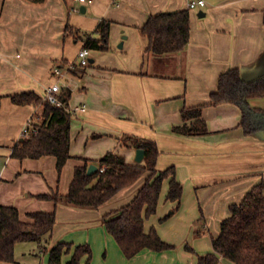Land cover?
Listing matches in <instances>:
<instances>
[{
  "label": "crops",
  "instance_id": "crops-1",
  "mask_svg": "<svg viewBox=\"0 0 264 264\" xmlns=\"http://www.w3.org/2000/svg\"><path fill=\"white\" fill-rule=\"evenodd\" d=\"M190 1L91 0L82 5L73 0L41 4L0 0V205L17 208L22 219L31 212L55 211L47 248L58 243L89 244L91 264H197L196 254L214 252L212 238L219 235L229 206L264 180V134L245 135L239 127L240 109L228 103L212 105L209 99L219 75L228 69H238L245 81L264 74V0H203L204 7L189 9ZM183 9L190 14L185 49L162 56L148 53V39L140 29L149 16ZM200 12L205 15L198 16ZM101 20L111 23L109 50H89L92 63L83 72L72 71L84 48L80 36L93 33ZM57 66L62 69L60 78L52 75ZM55 83L71 90L69 109L86 106L84 112L72 113L70 158L60 175L55 157H11L23 128L40 112V106L13 104L11 96L31 92L43 98ZM249 103L264 109V97ZM197 106H202L208 134H174L172 128L183 123L181 111ZM125 137L154 141L159 150L157 170L174 167L183 187L173 213L176 203L166 201L165 181L157 211L144 223L145 232L155 228L175 248L144 251L129 260L101 219L127 204L143 179L110 201L119 197L120 202L99 209L55 206L37 198L66 194L81 159L96 162L112 151L127 164H136V148ZM42 254L30 250L24 255L38 258L32 264H48V254ZM69 258L70 254L63 255L62 264ZM1 264L30 263L20 262L15 248L14 263ZM79 264H85V258ZM218 264L232 263L219 256Z\"/></svg>",
  "mask_w": 264,
  "mask_h": 264
},
{
  "label": "trees",
  "instance_id": "trees-1",
  "mask_svg": "<svg viewBox=\"0 0 264 264\" xmlns=\"http://www.w3.org/2000/svg\"><path fill=\"white\" fill-rule=\"evenodd\" d=\"M41 4L45 0H25ZM66 1V0H65ZM110 22L101 20L91 34H82L83 47L88 50L106 52L109 50ZM67 31L72 27L66 26ZM140 32L148 39L147 52L155 56L182 52L189 42V10L161 12L151 15ZM84 68L73 66L72 71L83 72ZM264 97V74L256 79L245 81L238 69H228L218 77L217 90L210 94V104H233L241 111L239 127L249 136L258 132L264 134V109L254 108L250 100ZM71 90L62 88L59 94L60 106L44 101L35 93H20L11 96L15 105L40 106V112L31 120L38 127V134L23 137L12 147L11 157L39 159L52 156L56 159V170L60 175L70 158L69 111ZM183 123L172 128L178 136L201 137L208 134L202 118V106L184 108L181 111ZM132 140V147L144 150L141 164H127L123 156L107 152L98 161L81 159L74 167L68 191L38 195L41 200H50L54 205L63 204L75 208L99 209L110 202L120 192L143 179L142 186L133 198L120 208L106 213L102 225L107 234L126 259H132L144 251L163 253L175 247L164 242L155 228L148 232L144 223L157 211V206L165 181H168L166 201L176 203L174 213L181 201L183 187L176 180L174 167L157 170L159 150L154 141L125 137ZM128 145V144H126ZM97 171L87 175L89 165ZM22 219L15 207L0 205V264L14 263L15 248L19 243L35 242L43 253L48 254V264H62L63 255L70 254L66 264H91L92 249L89 244L73 245L58 243L47 248L46 243L56 223L55 211L31 212ZM166 216L164 219H167ZM163 219V220H164ZM213 253L198 255L197 264H218L222 256L232 264H264V180L253 186L237 204L229 206V216L220 225V233L212 238ZM188 252L193 249L185 246Z\"/></svg>",
  "mask_w": 264,
  "mask_h": 264
},
{
  "label": "built area",
  "instance_id": "built-area-1",
  "mask_svg": "<svg viewBox=\"0 0 264 264\" xmlns=\"http://www.w3.org/2000/svg\"><path fill=\"white\" fill-rule=\"evenodd\" d=\"M73 1L78 4L85 5L89 3L91 0H73ZM204 5H205V2L203 0H192L189 2L188 8L194 9L196 7H204ZM89 54H90V51L86 48H83L78 52V64H77L78 67L86 68L89 65ZM52 75L56 78L62 77L63 73H62L61 67L60 66L55 67L52 71ZM60 92H61V88L59 87V85L57 83L52 84L46 89L45 94L42 99L44 101L49 102L50 104L60 106L61 105V102L59 100ZM85 110H86L85 105L79 106V107L77 106V107H74L73 109H69V111L71 112H79V111L84 112ZM38 130H39L38 127L34 126L32 124V121H29L22 130L21 138L23 137L28 138L32 135H36L38 134Z\"/></svg>",
  "mask_w": 264,
  "mask_h": 264
},
{
  "label": "rangeland",
  "instance_id": "rangeland-1",
  "mask_svg": "<svg viewBox=\"0 0 264 264\" xmlns=\"http://www.w3.org/2000/svg\"><path fill=\"white\" fill-rule=\"evenodd\" d=\"M77 64H78V62H77ZM56 172H57V170H56ZM119 200H120V198L118 197L117 199H114V201H112L108 204L112 205L114 202L117 203ZM48 240H49V238H48ZM48 240L46 243H43L45 246L49 242ZM37 246H38V244L35 242L19 243L16 246V258L22 263H26L27 261H29L30 264H32L33 262L36 263L38 261V258H36L34 256H30V255L25 256L24 254H29V251L31 250V251H36L37 254L39 255V257H42L43 256L42 249H40L39 246L38 247ZM35 247H37V248H35Z\"/></svg>",
  "mask_w": 264,
  "mask_h": 264
},
{
  "label": "water",
  "instance_id": "water-1",
  "mask_svg": "<svg viewBox=\"0 0 264 264\" xmlns=\"http://www.w3.org/2000/svg\"><path fill=\"white\" fill-rule=\"evenodd\" d=\"M80 11L83 13L85 11V8L84 7H81L80 8ZM205 14L203 12H200L198 14V16L202 17L204 16ZM122 47V44L119 45V48ZM90 63H92V61L90 60L89 61ZM144 160V150L142 149H136L135 151V157H134V161L136 164H141ZM97 171V167L93 164L89 165L88 169H87V175H91L93 173H95Z\"/></svg>",
  "mask_w": 264,
  "mask_h": 264
}]
</instances>
